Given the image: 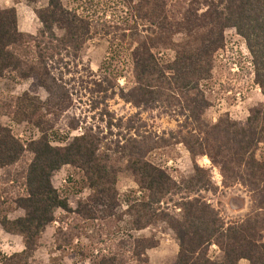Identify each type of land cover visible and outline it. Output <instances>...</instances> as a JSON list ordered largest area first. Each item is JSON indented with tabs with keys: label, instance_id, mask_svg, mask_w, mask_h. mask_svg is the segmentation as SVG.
Here are the masks:
<instances>
[{
	"label": "trees",
	"instance_id": "1",
	"mask_svg": "<svg viewBox=\"0 0 264 264\" xmlns=\"http://www.w3.org/2000/svg\"><path fill=\"white\" fill-rule=\"evenodd\" d=\"M47 1L46 7L35 11L41 25L36 35L20 32L15 8H0V79L9 78L16 84L32 80L48 96L45 102H41L24 94L10 102L12 107L7 110L16 120H27L39 129L42 137L38 140L24 144L9 128L0 124V170H11L21 165L22 170L16 171V181L21 182L25 190V196L14 202V210H22L23 217L11 220L5 216L0 221L6 234L22 238L25 250L4 258L1 264H29L40 246L42 235L56 222V211L60 210L65 215L76 214L67 197L52 184L54 174L66 166L82 171L92 190L113 197H116L117 174L123 170L131 172L138 190L125 198L127 215L138 231L155 227L158 221L168 224L178 241L175 264H238L241 260L264 264V243L259 242L264 234V160L258 155L264 147V101L250 111L244 123L232 121L224 115L216 124L201 123L187 135L179 130L153 143L135 140L129 148L124 169L115 166L111 151H103L105 140L94 127L86 128L66 147L53 146L47 132L54 126V118L63 116L71 104L69 86L62 71L70 74V62L76 63L79 59V48L75 44L79 34L76 17L63 6L62 0ZM137 1L138 14L149 25L148 31L156 37L153 40L156 44L132 53V67L130 76L125 77V87H118L105 76L94 81V89L90 91L92 95L102 94L101 101H94L93 109H98L109 99L111 91L113 97H118L137 111L125 125L129 133L135 130L134 122L143 112L160 108L178 110L184 116L186 109L190 108L187 94L198 89L197 74L202 68L201 62V66L183 74L180 81L171 78L170 72L182 62L184 48L183 44L174 43V38L182 31L178 18L198 19L194 8L197 1L192 0L188 5L186 0H177L173 10H167L166 0ZM204 17L211 18L221 31L234 29L245 42L251 57L253 84L264 99V0H211ZM56 30L65 34L58 37ZM222 41L215 49L223 48ZM153 49L174 52L175 63L162 67ZM202 57L212 62L211 55ZM69 59V63L65 62ZM77 67L74 64L75 71ZM104 115L109 116L106 111ZM112 123L110 117L109 129ZM77 125L79 123L74 121L69 131H76ZM114 125L122 128V120ZM182 127L188 129L186 124ZM182 143L193 164L194 177L176 182L164 169L149 162L147 155ZM26 153L31 156L29 160ZM200 157H207L253 194V212L240 224L226 227L209 204L201 198L190 200L193 193L211 188L208 171L197 164ZM169 196L179 199L173 203L182 210L181 219L170 216L161 208ZM10 210L13 211L8 208ZM65 219L64 216L62 222ZM78 237L74 226L68 225L64 230L61 225L55 234L57 248L71 246ZM111 240L115 241L114 234ZM119 242L121 246H113L111 251L96 252V262L126 264L129 258L137 264H150L147 252L155 247L153 240L128 237ZM212 245L223 252L222 263L208 259L207 253Z\"/></svg>",
	"mask_w": 264,
	"mask_h": 264
},
{
	"label": "rangeland",
	"instance_id": "2",
	"mask_svg": "<svg viewBox=\"0 0 264 264\" xmlns=\"http://www.w3.org/2000/svg\"><path fill=\"white\" fill-rule=\"evenodd\" d=\"M166 1L167 10H173L177 0ZM191 1L186 0L188 5ZM196 1L194 8L198 12V19L178 18L182 31L174 38V43L184 46L182 62L170 72L174 81H180L185 73L193 67L201 66L202 62V68L197 74L199 87L187 94L186 100L190 108L186 109L184 116L178 110L160 108L143 112L134 122L135 130L129 133L125 125L137 111L118 97H113L111 91L108 95L110 98L98 109H93L94 101H101L102 94L92 95L90 91L94 89V81L102 80L105 76L118 87H125V77L130 76L132 67V53L144 46L151 47L156 44L153 42L156 37L148 31L149 25L138 14V1L62 0L63 6L76 17L79 38L77 37L75 44L79 48V59L76 63L70 62V74L62 71L64 81L69 86L71 104L63 116L54 118V126L47 132L53 146L66 147L74 137L83 134L86 128L94 127L105 140L103 151H111L115 166L124 169L130 153L129 148L135 140L153 143L161 137L167 138L171 132L176 134L179 130L187 135L189 130L199 128L201 123L216 124L224 115H228L235 122H246L250 111L264 99L258 87L253 84L251 57L245 42L234 29L221 31L211 18L204 17L205 8L211 0ZM13 4L17 10L20 32L36 35L41 25L35 11L46 7L48 1L14 0ZM0 8L9 9L3 5ZM56 34L62 37L65 32L56 30ZM221 39L223 48L215 49ZM153 50L162 67L175 63L174 52ZM204 55H211L212 62L203 60ZM69 61L70 59L65 62ZM74 64L78 65L77 71ZM24 94H29L41 102H45L48 97L32 80L16 84L9 78L0 79V124L9 128L21 142L28 144L41 138V131L27 120H16L7 111L12 107L10 102ZM104 111L113 119L111 129L108 127L110 117L104 115ZM44 113L42 110V114ZM118 120H122V128L119 129L114 125ZM74 121L79 123L77 130L69 131ZM185 124L187 130L182 127ZM258 155L264 160V147ZM25 157L27 160L31 158L28 153ZM147 160L168 172L176 182L194 177L193 164L183 143L152 151L147 155ZM197 164L208 171L211 188L193 193L190 200L201 198L219 214L226 227L240 224L248 218L254 209L250 190L239 181L231 179L229 174L222 172L207 157L198 158ZM21 170V165L11 170H0V221L5 216L13 220L24 215L22 210H14L15 200L25 196L22 183L16 181V171ZM52 184L67 197L70 208L76 214L65 215L60 210L56 211V222L42 235L40 246L29 264H98L95 259L96 252L111 251L113 246H121L119 240L124 241L128 237L153 240L155 247L147 252L150 264L176 263L178 241L166 222L158 221L155 227L138 231L132 225V218L127 215L125 198L130 192L138 190L131 172L123 170L117 174L116 197L92 190L84 173L70 166L55 173ZM176 200L179 199L169 196L163 201L161 208L170 216L181 219L182 210L173 203ZM8 208L13 211H8ZM64 216L66 219L62 222ZM61 225L64 230L68 225L74 226L79 237L71 246L58 249L55 234ZM2 231L0 226V232ZM112 234L115 241L111 240ZM0 235L1 239L3 235ZM259 242L264 243V234ZM6 244L0 241V264L9 256L5 250ZM207 256L214 263H222L224 258L223 252L216 245L209 247ZM126 264L137 263L128 258Z\"/></svg>",
	"mask_w": 264,
	"mask_h": 264
},
{
	"label": "crops",
	"instance_id": "3",
	"mask_svg": "<svg viewBox=\"0 0 264 264\" xmlns=\"http://www.w3.org/2000/svg\"><path fill=\"white\" fill-rule=\"evenodd\" d=\"M13 2H14V0H0V7H2V5H3L5 8H9V9L14 8ZM11 4H12V6H11ZM18 28H20L19 27V20H18ZM27 28L30 29V26H28ZM19 217H23V216L19 215ZM19 217H17V218H19ZM0 233L3 235L2 238L0 239V241L5 243V244L8 243V245L6 244V247H5V250L8 253L7 256L9 255L8 257L15 255V254H21L25 250L22 238L6 234L4 231H2ZM0 237H1V235H0ZM7 241H13V243L9 244V242H7ZM9 253H11V254H9ZM240 264H249V263L246 260H242V261H240Z\"/></svg>",
	"mask_w": 264,
	"mask_h": 264
}]
</instances>
